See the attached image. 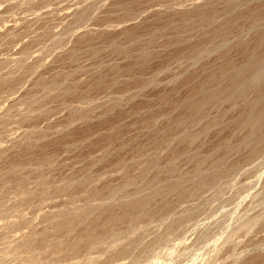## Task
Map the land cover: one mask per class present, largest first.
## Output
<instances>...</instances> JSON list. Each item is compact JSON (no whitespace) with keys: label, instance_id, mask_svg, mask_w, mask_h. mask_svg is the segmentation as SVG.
I'll return each mask as SVG.
<instances>
[{"label":"rangeland","instance_id":"374dc122","mask_svg":"<svg viewBox=\"0 0 264 264\" xmlns=\"http://www.w3.org/2000/svg\"><path fill=\"white\" fill-rule=\"evenodd\" d=\"M0 264H264V0H0Z\"/></svg>","mask_w":264,"mask_h":264},{"label":"bare ground","instance_id":"6f19581e","mask_svg":"<svg viewBox=\"0 0 264 264\" xmlns=\"http://www.w3.org/2000/svg\"><path fill=\"white\" fill-rule=\"evenodd\" d=\"M260 136H261V135H260ZM259 147H260V146H259ZM144 201H146V200H144ZM141 205H142V204H141ZM116 221H117V220H116ZM16 227H17V226H16ZM15 229H16V228H15ZM19 229H20V228H19ZM12 238H13V237H12ZM7 240H8V238H7ZM5 242H6V241H5ZM10 242H11V241H9L8 244H10ZM11 243H12V242H11ZM7 253H8V251H5V252L2 253L1 256H3V255H8ZM10 253H11V252H10ZM14 253H15V252H14ZM10 255H11V254H10ZM13 255H14V254H13ZM27 260H28V259H27ZM22 261L25 262L26 260H22ZM109 262H110V261H109Z\"/></svg>","mask_w":264,"mask_h":264}]
</instances>
